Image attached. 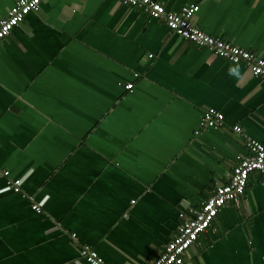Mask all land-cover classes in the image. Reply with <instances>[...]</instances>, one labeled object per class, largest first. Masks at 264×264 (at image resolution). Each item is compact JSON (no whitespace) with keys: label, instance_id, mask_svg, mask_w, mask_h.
<instances>
[{"label":"crops","instance_id":"1","mask_svg":"<svg viewBox=\"0 0 264 264\" xmlns=\"http://www.w3.org/2000/svg\"><path fill=\"white\" fill-rule=\"evenodd\" d=\"M15 1L0 0V20ZM157 1L199 4L200 29L264 56V0ZM207 107L227 125L196 134ZM234 124L264 143V78L245 64L142 6L42 0L0 42V167L22 179L15 192L0 178V264H89L84 244L110 264H150L247 155ZM184 258L264 264L261 173Z\"/></svg>","mask_w":264,"mask_h":264},{"label":"built area","instance_id":"2","mask_svg":"<svg viewBox=\"0 0 264 264\" xmlns=\"http://www.w3.org/2000/svg\"><path fill=\"white\" fill-rule=\"evenodd\" d=\"M121 1L130 6L144 7L150 17L163 20L180 36L231 62L243 63L254 76L264 78V56L244 49L225 38L207 33L195 24L193 18L199 10V4L183 6L179 11H170L157 0ZM41 2L42 0H16L6 16L0 20V42L9 36L14 27L18 26L29 12L37 10ZM124 87L132 90L134 83L124 84ZM226 125V118L221 110L207 107L202 112L196 134L207 128L219 129L225 128ZM231 128L235 133L243 136L247 155L234 166L228 182L218 185L212 194L203 200L201 207L194 211L193 216L186 218L178 226L177 232L166 244L163 252L150 264H189L184 258L185 252L196 243L201 233L210 228L224 206L241 203L250 175L259 172L264 177V143L246 135L239 124H234ZM0 178H5L8 187L13 191L21 190L22 179L12 177L10 170L0 167ZM32 207L41 212L40 206L36 203ZM72 236L76 238L75 233ZM79 256L89 264H110L103 259L96 248L89 244L80 245Z\"/></svg>","mask_w":264,"mask_h":264}]
</instances>
